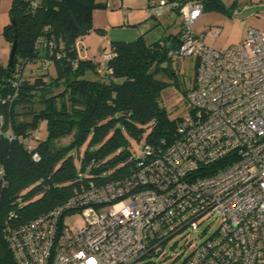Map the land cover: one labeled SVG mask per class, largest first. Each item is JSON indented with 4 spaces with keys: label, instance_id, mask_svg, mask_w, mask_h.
I'll list each match as a JSON object with an SVG mask.
<instances>
[{
    "label": "built area",
    "instance_id": "2783aa9c",
    "mask_svg": "<svg viewBox=\"0 0 264 264\" xmlns=\"http://www.w3.org/2000/svg\"><path fill=\"white\" fill-rule=\"evenodd\" d=\"M205 2L147 5L150 17L180 16L168 57L195 65L194 86L163 153L145 146L123 179L89 183L61 206L7 229L17 264H133L162 254L177 236L184 243L180 264H264V33L248 29L239 44L213 49L193 30ZM73 48L87 57L81 39ZM113 56L101 57L99 73ZM37 140L32 133L27 148ZM75 215L81 222L69 227ZM202 226L209 234L192 240Z\"/></svg>",
    "mask_w": 264,
    "mask_h": 264
},
{
    "label": "trees",
    "instance_id": "16d2710c",
    "mask_svg": "<svg viewBox=\"0 0 264 264\" xmlns=\"http://www.w3.org/2000/svg\"><path fill=\"white\" fill-rule=\"evenodd\" d=\"M205 6L224 10L220 0ZM105 7L100 0H11L3 35L10 46L16 39V50L12 65L0 63V264H17L7 229L61 206L89 183L120 180L135 169L139 155L125 135L156 155L172 139L180 116L161 103L168 84L158 77L174 75L170 66L178 59L168 51L177 35L111 42L114 56L99 73L100 59L79 58L73 46L94 30L93 13ZM41 122L46 138L28 149Z\"/></svg>",
    "mask_w": 264,
    "mask_h": 264
},
{
    "label": "rangeland",
    "instance_id": "374dc122",
    "mask_svg": "<svg viewBox=\"0 0 264 264\" xmlns=\"http://www.w3.org/2000/svg\"><path fill=\"white\" fill-rule=\"evenodd\" d=\"M100 1L108 3L109 6L98 11L100 14L96 16V22L102 23L104 27L92 30L84 36L83 40L88 49L87 59L99 60L104 54L110 53L111 42L133 41L142 34L145 35L147 42H152L168 35L175 36L180 31L181 18L176 13L156 18L150 17L147 13L148 0H122L125 11L118 7V0ZM220 2L223 4L224 10L207 8L193 27L195 33H205L204 41L208 46L215 50H224L242 42L248 29L264 33V0H220ZM10 4L11 0H0V63L4 65L8 63L10 55V43L3 35L4 27L10 22ZM107 15L108 20L106 19ZM148 22H151L153 27H149ZM213 30H218V36L215 39L210 36V32ZM170 67L171 72L174 73L173 77L163 73L158 78L168 84L161 93V103L171 117H176L183 113V96L193 86L195 65L192 58L186 57L173 61ZM49 70L54 73L52 67ZM26 119L28 120V118H19L18 120ZM46 134L45 123L41 122L37 130L38 139L44 140ZM125 137L134 157H137L144 141L139 143L126 135ZM67 142V139H63L60 143L66 144ZM84 149L85 145L81 148L80 153ZM76 164H79L77 159ZM80 222L78 215L66 220L69 227L79 225ZM202 230L203 226L196 234L192 235L191 239L200 236L205 238L209 233L202 235ZM183 244L179 236L174 237L165 243L162 254L139 259L133 264H178L180 258L175 260V253Z\"/></svg>",
    "mask_w": 264,
    "mask_h": 264
},
{
    "label": "crops",
    "instance_id": "0c3cea01",
    "mask_svg": "<svg viewBox=\"0 0 264 264\" xmlns=\"http://www.w3.org/2000/svg\"><path fill=\"white\" fill-rule=\"evenodd\" d=\"M119 2H118V4L120 3L121 5H122V0H118ZM108 4V3H107ZM121 9L123 10V11H125L124 9H123V5H122V7H121ZM101 11V10H96V11H94V13H93V28H94V30H99V29H101L102 27H104V25L102 24V23H100V22H96V16H97V14H100L99 12ZM131 14V13H130ZM0 17H1V15H0ZM106 19L108 20V15L106 16ZM112 19V18H111ZM151 22H148V24H149V27H153L152 26V23L150 24ZM147 24V23H146ZM145 24V26H147ZM153 29V28H152ZM144 37H145V35H144ZM146 38V37H145ZM163 38V37H162ZM162 38H160V39H155L154 41H152V42H155V41H159V40H162ZM81 40H82V42L84 43V37H82V38H80ZM163 42V41H162ZM150 43V42H149ZM84 45L86 46V44L84 43ZM86 49H87V46H86ZM88 50V49H87ZM86 55H87V51H86ZM87 58V57H86Z\"/></svg>",
    "mask_w": 264,
    "mask_h": 264
},
{
    "label": "water",
    "instance_id": "95a60500",
    "mask_svg": "<svg viewBox=\"0 0 264 264\" xmlns=\"http://www.w3.org/2000/svg\"><path fill=\"white\" fill-rule=\"evenodd\" d=\"M15 50H16V39L13 40L10 46V55H9V60H8L9 65H12Z\"/></svg>",
    "mask_w": 264,
    "mask_h": 264
}]
</instances>
